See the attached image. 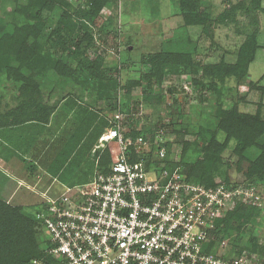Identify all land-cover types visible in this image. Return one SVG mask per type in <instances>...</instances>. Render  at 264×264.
Returning <instances> with one entry per match:
<instances>
[{"label": "rangeland", "instance_id": "rangeland-1", "mask_svg": "<svg viewBox=\"0 0 264 264\" xmlns=\"http://www.w3.org/2000/svg\"><path fill=\"white\" fill-rule=\"evenodd\" d=\"M89 1L55 0L36 20L40 0H0V123L5 111L48 117L50 109L71 94L100 107L107 123L118 113L125 121L122 132L161 130L171 141L172 162L183 169L201 164L208 178L228 182L239 210L233 214L225 248L264 264V48L258 49L246 80L217 66L234 63L237 48L254 27L240 8L230 11L232 20L221 21L229 4L239 0H103L95 16L72 21L82 24L75 32L87 31L89 40L70 51L54 46L50 32L63 11L73 13ZM189 2L210 15L207 30L201 22L194 23ZM260 3L264 7V0ZM258 17V41L264 46V12L258 11ZM168 52L190 55L191 71H155L149 56ZM241 140L246 147L238 153ZM107 149L116 151L113 145ZM82 164L83 169L94 167L90 157L87 166ZM30 194L32 198L23 200L39 199ZM22 201L17 195L10 204L31 214ZM38 261L29 263L43 264Z\"/></svg>", "mask_w": 264, "mask_h": 264}, {"label": "built area", "instance_id": "built-area-1", "mask_svg": "<svg viewBox=\"0 0 264 264\" xmlns=\"http://www.w3.org/2000/svg\"><path fill=\"white\" fill-rule=\"evenodd\" d=\"M114 118L91 149L99 150L91 178L43 194L32 211L45 252L60 264H255L219 238L218 221L234 208L230 187L187 178L166 156L161 130L127 137ZM110 142L116 151L101 165Z\"/></svg>", "mask_w": 264, "mask_h": 264}, {"label": "crops", "instance_id": "crops-1", "mask_svg": "<svg viewBox=\"0 0 264 264\" xmlns=\"http://www.w3.org/2000/svg\"><path fill=\"white\" fill-rule=\"evenodd\" d=\"M99 108L69 94L45 119L32 116L40 112L7 115L5 111L0 123V198L10 203L20 195L22 201L24 197L32 198L31 192L39 199L23 200L22 204L33 211L39 207L43 194L56 196L63 186L89 180L93 168L85 164L89 157L94 161L91 149L97 143L100 123L105 122ZM81 164L87 167L80 168ZM12 184L16 185L10 191Z\"/></svg>", "mask_w": 264, "mask_h": 264}, {"label": "trees", "instance_id": "trees-1", "mask_svg": "<svg viewBox=\"0 0 264 264\" xmlns=\"http://www.w3.org/2000/svg\"><path fill=\"white\" fill-rule=\"evenodd\" d=\"M32 1L33 0H31V3ZM40 2V6L37 8V11L35 12L33 17V19L36 20H40L44 13H48V11H50V9L56 4L55 0H40ZM102 4L103 0H91L89 1V3L86 2V5L83 8L78 7L73 13L63 11V13L60 15L59 20L51 29V43L54 46H62L63 48L67 49V51H70L72 47L77 49L84 39L89 40V38H91V35L87 33V31H83L82 35L75 32L77 31V29H82L80 26L82 24H79L77 22L73 23L72 21H81L85 18L90 19V17L95 16L99 12ZM188 8H192L188 11L191 10L192 13H194V23L198 24L199 22H201L202 24H204L205 30H207L206 27L211 26L210 15L208 13H203L201 10H198L197 5L193 2L188 3ZM238 8H240L239 10L243 14H245V16H248V23H251L252 25H254V27L242 41L240 46L237 48L236 59L234 63L223 64V62H221L217 66L219 67L220 72L225 69L224 74H232L235 78H238L239 80L241 77L242 79L246 80L248 79L249 65L255 59L257 49L260 48V44L258 43V11L264 12V7L261 6L260 0H239L236 4H229L228 12L221 16V21L232 20L229 16L231 14L232 16H234V14L232 12L230 14V11L234 12V9ZM0 41L2 42L3 38H0ZM24 41L25 38H23L22 40L20 39L21 47H24ZM21 53L23 56L25 55L22 49ZM148 59L150 62H154V66L156 68L155 71H191V69L189 68V65H192L190 62V55L183 57L178 55V53L168 52L166 54H163L162 56L159 54L150 55ZM93 66H95L94 62ZM30 68L34 69V67ZM169 90L172 91L171 89ZM70 97L71 96H69L67 99H69ZM51 112L52 110L50 109L49 114ZM222 113H219L220 117L218 119V123L222 125L221 128H224V124L222 123L223 118L221 116ZM33 117L38 118L36 116ZM15 121L17 122L18 120ZM102 121H104V119ZM259 121L262 122V120L260 119ZM106 124V121L104 123H100V132L95 137V141L98 140L101 132L103 131L104 125ZM153 132L154 130L150 128H141L140 130L134 129L131 132L123 131L125 136H129L132 138H135L139 134H143L144 136L153 135ZM95 141L93 140L91 144H93ZM163 144L166 146L167 149L166 156L170 157L168 150L169 146L171 145V141L166 139L164 140ZM110 145L116 147L113 142L107 143L105 149L100 154L101 165H108L114 156L115 152L113 150L107 149ZM245 147V143L242 140L239 141L237 143V152H242ZM206 150L208 151L210 149L208 148ZM98 153L99 150H97L95 154H93V157L95 158ZM172 163L173 165L177 164L174 162ZM200 165L197 164V166H199V170L195 165L193 167H188L187 165H184L185 167L183 170L187 178L195 179L196 181H199L206 186H213L218 183H228L225 180L216 181L215 179L208 178L205 171L206 169L203 165ZM254 167L256 166L254 165ZM237 210H239V208ZM237 210L236 208H234L232 211L226 213L218 221V234L220 240L225 239L228 233L230 234V230L232 228L231 226L233 224V214ZM38 259L42 260L43 264H60L57 259L53 258L45 252L42 237L35 227L34 214L32 212L29 215L23 214L17 209V207L10 204L9 202L6 203L5 200H2L0 198V264H23L24 262L30 264L33 260L38 261Z\"/></svg>", "mask_w": 264, "mask_h": 264}]
</instances>
